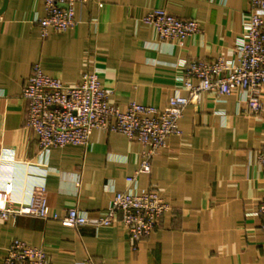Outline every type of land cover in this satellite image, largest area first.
Wrapping results in <instances>:
<instances>
[{
	"label": "crops",
	"instance_id": "1",
	"mask_svg": "<svg viewBox=\"0 0 264 264\" xmlns=\"http://www.w3.org/2000/svg\"><path fill=\"white\" fill-rule=\"evenodd\" d=\"M154 7L196 20L200 31L182 46L160 41L140 19ZM248 9L247 0H91L76 3L73 28L43 37L35 19L44 14V1L6 0L0 14V191L23 208L32 187L45 185L49 212L77 207L100 216L140 162L139 141L100 128L87 146L40 150L21 96L34 62L68 85L94 69L110 104L135 100L162 108L175 92L186 94L176 78L178 61L222 55L237 62ZM243 106L236 90L203 92L185 107L181 133L153 155L149 173L136 175L137 191L153 186L170 205L149 235L133 241L119 220L70 227L28 215L0 218V264L15 237L43 247L50 264H75L88 255L103 264H264L256 214L264 197L257 160L264 117L243 113Z\"/></svg>",
	"mask_w": 264,
	"mask_h": 264
},
{
	"label": "built area",
	"instance_id": "2",
	"mask_svg": "<svg viewBox=\"0 0 264 264\" xmlns=\"http://www.w3.org/2000/svg\"><path fill=\"white\" fill-rule=\"evenodd\" d=\"M43 1L44 14L36 17L35 22L44 37L50 31L65 32L73 28L77 24L76 3L91 0ZM247 2L248 17L236 46L237 62L229 64L222 55L212 60L178 61L175 65L181 72L176 78L186 94L175 92L162 108L135 100L123 107L110 104L109 93L94 69L86 71L78 83L68 85L34 62L21 96L26 101V126L36 133L40 150L66 144L87 146L92 130L100 128L139 141L141 158L135 173L126 178L125 189L113 194L103 215L89 216L77 207L68 208L63 214L49 212L46 186L34 185L23 208L13 206L6 193L0 191V218L28 215L70 227L107 226L119 220L131 240L149 235L170 205L153 186L137 191L136 175L149 173L153 155L167 145L169 136L181 133L179 119L188 103L198 100L203 92L221 95L238 90L244 102L243 113L264 117V0ZM140 19L151 25L160 41L171 45L182 46L187 36L200 31L196 20L182 18L164 7H154ZM257 160L264 170V145ZM256 214L260 217L259 228L264 231V197L256 205ZM2 264H50V260L43 247L15 237L6 247ZM75 264L103 263L88 255Z\"/></svg>",
	"mask_w": 264,
	"mask_h": 264
},
{
	"label": "water",
	"instance_id": "3",
	"mask_svg": "<svg viewBox=\"0 0 264 264\" xmlns=\"http://www.w3.org/2000/svg\"><path fill=\"white\" fill-rule=\"evenodd\" d=\"M5 6H6V0H4L2 6L0 7V14H1L2 11L4 10Z\"/></svg>",
	"mask_w": 264,
	"mask_h": 264
}]
</instances>
